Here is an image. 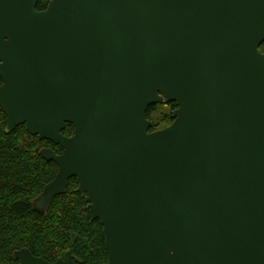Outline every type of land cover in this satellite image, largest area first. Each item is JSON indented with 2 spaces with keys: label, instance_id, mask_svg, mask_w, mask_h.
<instances>
[{
  "label": "water",
  "instance_id": "95a60500",
  "mask_svg": "<svg viewBox=\"0 0 264 264\" xmlns=\"http://www.w3.org/2000/svg\"><path fill=\"white\" fill-rule=\"evenodd\" d=\"M38 3L0 0L6 133L63 150L40 152L58 172L34 209L77 178L103 264H264V0ZM169 103L151 132L148 108Z\"/></svg>",
  "mask_w": 264,
  "mask_h": 264
},
{
  "label": "trees",
  "instance_id": "16d2710c",
  "mask_svg": "<svg viewBox=\"0 0 264 264\" xmlns=\"http://www.w3.org/2000/svg\"><path fill=\"white\" fill-rule=\"evenodd\" d=\"M49 1L39 0L37 9L45 10ZM260 52L264 54V44ZM162 108L166 111L161 114ZM175 109V103L150 106L146 117L153 123L151 132L169 127ZM7 125L0 106V263H14V252L24 248L48 262L63 259L68 264L106 263L103 227L92 219L86 196L78 193L77 178L69 181L66 193L56 197L45 214L33 207L34 200L58 172L57 165L43 159L40 152L48 148L61 154L62 148L40 141L25 126L8 134ZM73 132L74 126L67 124L63 134L70 137Z\"/></svg>",
  "mask_w": 264,
  "mask_h": 264
},
{
  "label": "rangeland",
  "instance_id": "374dc122",
  "mask_svg": "<svg viewBox=\"0 0 264 264\" xmlns=\"http://www.w3.org/2000/svg\"><path fill=\"white\" fill-rule=\"evenodd\" d=\"M46 1V0H45ZM159 110H161V114L162 113H164L166 110L164 109V108H162V109H159ZM173 111V110H172ZM155 120V119H154Z\"/></svg>",
  "mask_w": 264,
  "mask_h": 264
},
{
  "label": "flooded vegetation",
  "instance_id": "af4514ba",
  "mask_svg": "<svg viewBox=\"0 0 264 264\" xmlns=\"http://www.w3.org/2000/svg\"><path fill=\"white\" fill-rule=\"evenodd\" d=\"M50 1H51V0H50ZM50 1H49V2H50ZM49 2H48V5H49ZM48 5H47V7H48ZM47 7H46V8H47ZM45 10H46V9H45ZM42 11H44V10H42Z\"/></svg>",
  "mask_w": 264,
  "mask_h": 264
}]
</instances>
